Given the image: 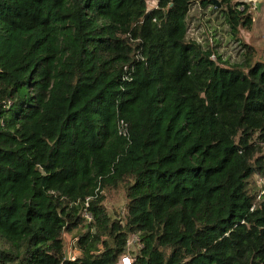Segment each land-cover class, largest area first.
I'll use <instances>...</instances> for the list:
<instances>
[{
  "label": "trees",
  "instance_id": "obj_1",
  "mask_svg": "<svg viewBox=\"0 0 264 264\" xmlns=\"http://www.w3.org/2000/svg\"><path fill=\"white\" fill-rule=\"evenodd\" d=\"M248 1L0 0V264H264V59L185 37Z\"/></svg>",
  "mask_w": 264,
  "mask_h": 264
},
{
  "label": "rangeland",
  "instance_id": "obj_2",
  "mask_svg": "<svg viewBox=\"0 0 264 264\" xmlns=\"http://www.w3.org/2000/svg\"><path fill=\"white\" fill-rule=\"evenodd\" d=\"M145 1L147 7H152L156 3V0ZM248 11L251 15V23L248 27L238 28L237 40L230 36L228 27L222 21V17L217 10H211L208 5L191 4L186 17L187 30L185 37L196 40L202 46H212L215 53H219L223 60H227V63L239 58L241 49L238 41L251 45L254 49L253 56L264 59V0H259L256 6L251 9L248 8ZM212 56L214 57V55ZM260 177L258 173L252 174L249 185L257 188L261 186ZM120 193L110 195L106 203L109 213L112 215L122 212L123 197ZM73 232H77V230H73ZM73 235L75 233H65L63 236L65 243Z\"/></svg>",
  "mask_w": 264,
  "mask_h": 264
},
{
  "label": "built area",
  "instance_id": "obj_3",
  "mask_svg": "<svg viewBox=\"0 0 264 264\" xmlns=\"http://www.w3.org/2000/svg\"><path fill=\"white\" fill-rule=\"evenodd\" d=\"M251 3V7H254L255 0H249ZM120 124V125H119ZM122 120H119L117 129L119 132H124L121 130L123 126ZM261 184L263 187L260 189V192L264 189V176L260 177ZM84 215L87 219L90 218V214L88 212H84ZM76 236L73 235L69 238V240L65 243L64 251L66 253V258H73L76 253H78V249L74 245V241ZM142 247V241L139 239L137 234L130 233L127 235L125 242L123 244L122 251L118 254L117 258L114 260L113 264H135L134 250H137Z\"/></svg>",
  "mask_w": 264,
  "mask_h": 264
},
{
  "label": "water",
  "instance_id": "obj_4",
  "mask_svg": "<svg viewBox=\"0 0 264 264\" xmlns=\"http://www.w3.org/2000/svg\"><path fill=\"white\" fill-rule=\"evenodd\" d=\"M64 258H66V253H65V251H64Z\"/></svg>",
  "mask_w": 264,
  "mask_h": 264
}]
</instances>
